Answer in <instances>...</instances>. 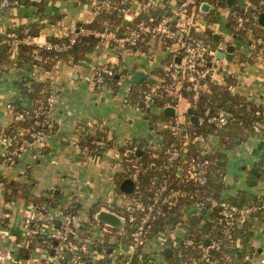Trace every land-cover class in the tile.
<instances>
[{"label": "crops", "instance_id": "crops-1", "mask_svg": "<svg viewBox=\"0 0 264 264\" xmlns=\"http://www.w3.org/2000/svg\"><path fill=\"white\" fill-rule=\"evenodd\" d=\"M32 1L17 2L0 9V35H16L18 31L24 32L30 25L36 24L38 33L33 35L32 43L43 45L48 36L61 37L76 31L79 23L91 21L98 13L91 9L89 0ZM124 2L128 11L136 15L141 1ZM253 7L251 0H233L232 4L211 6L208 11H202L204 26L193 31L203 41L209 40L207 31H210L214 42L209 43L217 44L224 52L223 57L216 55L214 61L218 68L210 80L223 84L225 76H230V91L245 95L263 107L262 118L255 123L253 132L236 148L224 150L227 159L221 197L232 195L241 201L247 199L252 191L246 190L243 183L240 184L234 176L226 175V172L231 163L234 164L229 169L231 172L238 165L246 173V177L241 178L250 184V180L255 179L250 169H257L255 163L264 151V26L258 23L263 27L262 31L253 33L247 29L240 34L236 33L240 28L235 26L233 30L229 21L233 20L230 15H236L234 21L242 16L235 14L236 8L243 13ZM107 21L105 19L104 23L107 24ZM114 27L117 28V25ZM228 44L233 45L231 59L225 57ZM173 48L159 37L149 36L142 44L127 51H118L108 40L102 39L78 61H58L50 69L41 64L30 65L29 59L18 64V47H12L11 55L0 59V130L17 118L12 104L25 107L30 103L29 96L22 90L23 80L29 79L26 84L30 80L45 82L46 89L52 94L49 129L45 131L42 142L21 150L9 160L4 156L7 145L0 135V264H41L49 254L48 249L42 246L28 250L17 244L27 232L28 222L41 201L48 202L54 226L60 223V208H64L71 198L85 221L91 218L89 209L95 204H100V207L93 211L94 215L92 212L93 217L100 208L121 210L130 201L131 196L119 188L120 181L126 177L121 161L125 144L134 138L146 142L159 139L150 123V132L144 136L141 131L143 118L147 122L148 116L145 117L146 112L126 99L129 88L135 82L131 75L136 70L144 71L145 75L139 82L156 77L159 75L156 70L163 69ZM33 57L38 59L37 54ZM103 62H110L114 67L118 78L115 87L107 82L101 87L92 86L89 75L96 65ZM202 88L206 89V84H202ZM193 104L186 97L178 106V112L186 121L188 107H192L195 115ZM96 118H100L106 126L111 145L90 150L82 144L85 143L84 135L97 127ZM214 137L212 133L205 136L211 145L217 143ZM10 183L14 189L8 187ZM255 184L259 186L253 194L264 195V178L256 180ZM51 229L52 225L48 227L49 231ZM249 229L251 234L245 239L248 243L237 251V258L234 257L232 264H264V220L259 217L252 219ZM174 232V240L179 241L183 233ZM80 233L84 234L79 230ZM147 244L152 245V241ZM117 253L132 255L124 242L120 243ZM86 263L107 264L105 256L94 253L89 254Z\"/></svg>", "mask_w": 264, "mask_h": 264}, {"label": "built area", "instance_id": "built-area-1", "mask_svg": "<svg viewBox=\"0 0 264 264\" xmlns=\"http://www.w3.org/2000/svg\"><path fill=\"white\" fill-rule=\"evenodd\" d=\"M125 1V0H124ZM140 6L136 15L128 11L126 5L119 1L113 0H89V5L94 11H109L116 9L117 13L122 17L133 22L137 18L140 10H147L149 7L159 5L166 7V10L157 19L152 16L148 18H140L128 25L124 30L117 31V28L106 27L103 30L90 29L84 26L77 27L76 31H72L68 35L67 41L61 43H53L46 41L43 45L47 49L62 51L76 41L79 34L93 33L99 37V40L106 39L114 48L121 50H131L141 41H145L149 36L159 37L166 45L173 46L169 59L165 62L162 73L153 78L152 81H146L141 95V103H135V107L143 112L150 114L152 105H157L162 109L166 106H171L174 109L172 115H166L164 118L157 119L155 124L161 128L166 127L173 135H179L181 138L178 144L170 143L166 148L167 163L166 168L172 167L175 157L180 154L184 156L186 152V144L189 141H194L196 135L190 129L189 120L182 118L178 112V106L181 100L185 99L184 88L192 91L191 101L194 103L197 99L199 91L202 89L201 81L209 77L212 78L216 68V52L219 50L218 45L209 44L202 39L194 36L193 31L204 26L202 20V10L200 5L208 1L211 6H217L210 0H178L169 2L166 0H140ZM17 3L16 0H0V9H5ZM159 3V4H158ZM264 10L263 7H257V11L251 13L253 22H257L258 14ZM220 16L217 15V17ZM244 17L238 16L236 19V27H244ZM217 23V22H216ZM129 24V23H128ZM24 31L22 37L16 35H8L7 38H2L1 41H6L11 47H18L20 42L32 43L30 34ZM114 74V67L110 62H103L96 65L90 73V81L92 86L101 87L106 84ZM52 94H49L46 99V119L44 123H50L48 113L51 108ZM160 112V113H161ZM27 113V110H24ZM159 113V114H160ZM198 124H208L215 127H221L229 123L231 113L224 107H219L211 110L207 103H204L202 110L195 114ZM16 117H23V113H16ZM101 127V124H99ZM15 136L18 137V144L12 146L13 136L5 135L3 130H0V135L6 143L4 156L12 160L21 150L29 145H35L42 142L45 136V131L41 128L31 129L26 125H18L15 129ZM198 138V137H197ZM96 145L104 144V139H96ZM149 146L155 147L160 144L159 139L153 141L148 140ZM128 148L123 151L121 161L123 164V173L126 177H130L134 181V189L131 194L130 201L124 206L129 212L124 216V225L115 228L106 223L98 221L95 217L85 221L77 208L75 213L66 212L61 207L59 210L58 226H54L51 222V215L48 211V202L41 201L37 203L35 215L29 221L32 226L28 225L27 232L23 239L18 241L20 247H27L32 242L34 235L38 230L47 232L49 238L56 240V244H50L53 253L44 258L41 264H65L63 262L66 253L70 256L67 259L69 264H87V257L90 253L101 254L105 256L107 264H232L233 256L230 251H222L219 255L214 251H221V245L224 239H227V248L230 250H240L243 247L244 240L241 236H236V227H242L248 223L249 228L252 219H256L257 213H264V195H259L258 200L249 201L247 203H234L222 198H215L207 195L201 197L196 202L184 204L181 207V213L175 223H166L164 230H159L152 234L155 220L161 215H168L169 208L172 207L180 197H192V193L186 190L169 186L166 178L160 184V187L153 193L151 200L148 203H143L140 200L138 174L140 172V158L138 155H130ZM187 161V160H185ZM208 159H203L202 164H207ZM200 163L193 155L188 158L186 167H178L179 174H185L188 178H192L198 184H203L206 181L204 170L199 168ZM200 169V170H199ZM181 170V172H179ZM162 194V195H161ZM71 200L68 202L70 203ZM166 205V208L164 206ZM206 208L205 213H201L200 209ZM108 209V208H107ZM217 209V222L222 224V235H212L208 231H203L206 221L211 219L210 213ZM112 210V209H110ZM114 211V210H113ZM95 212H93L94 215ZM193 213L199 214V219L196 223V229L199 236L194 238L190 236L189 229L183 230V223L189 221V216ZM205 216V218H204ZM87 223L85 235L80 238L79 230L81 223ZM29 223V222H28ZM52 223V224H51ZM129 224L130 241L124 237L125 225ZM52 225L49 231L48 227ZM181 231L183 236L179 241L174 240V231ZM146 240H151L152 245H156L155 254L159 255V259L152 257L151 251L143 252V245ZM46 242L45 238L42 242ZM124 242L128 246L129 252L132 255L117 253L120 243ZM190 245H195L197 253L189 252L183 255L181 247L188 248ZM141 246L139 256L134 260V255L137 253V247ZM171 247V255L177 254L178 258L175 262L168 260V256L164 254L165 247ZM46 248V247H45ZM110 249L109 251L107 249Z\"/></svg>", "mask_w": 264, "mask_h": 264}, {"label": "trees", "instance_id": "trees-1", "mask_svg": "<svg viewBox=\"0 0 264 264\" xmlns=\"http://www.w3.org/2000/svg\"><path fill=\"white\" fill-rule=\"evenodd\" d=\"M19 3H31L32 0H16ZM119 1L125 5L124 0H113ZM178 1V0H176ZM214 3L218 2V5H226V0H210ZM254 3V7L249 9L248 11H241V9L236 8L235 14H241L244 17V27L240 28L236 33H245L247 29L253 31V33H257L262 31V26L258 24V22H253L251 13L257 11V7H263L264 9V0H251ZM166 10V7H161L159 5H154L149 7L146 11L140 10L137 18L133 20V22H129V24L125 25L122 23V16L119 15L116 9H111L109 11H99L95 17L89 21L84 23H79L77 27L84 26L90 29L95 30H103L106 27H113L117 25V31L124 30L128 25L134 23L140 18H148L149 16L157 19L161 14H163ZM229 21L230 26L233 30L236 29V21L234 18L236 15H230ZM105 19H107V24L104 23ZM234 23V24H233ZM233 24V25H232ZM31 36L36 35L38 33V26L36 24L30 25L29 29L26 31ZM206 32V31H205ZM24 34L23 31H18L16 36L22 37ZM209 40H205L207 43L214 42L212 39V34L210 31H207ZM194 36L195 33H194ZM8 35H0V59L6 58L11 55V46L6 41H1L2 38H7ZM197 37V36H196ZM68 35H64L61 37L57 36H48V41L53 43H61L63 41H67ZM212 39V40H211ZM99 41V37L95 36L93 33L87 34H79L76 38V41L71 44L69 47L62 51H56L54 49H47L42 46H38L35 43H23L20 42L18 44V59L16 62L20 64L23 60L29 59L30 65L41 64L45 68L50 69L53 65H55L58 61H67L71 59L72 61H78L86 52H90L94 49L97 42ZM141 41L139 44H142ZM211 44V43H209ZM38 56V59L33 57V55ZM32 56V57H31ZM116 70V69H115ZM157 73L161 74L162 69L156 70ZM29 80V79H28ZM27 79L21 82L23 93L28 95L30 98V103L28 106L22 107L20 105L12 104L13 110L15 113H23V117H17L15 122H12L9 126H7L3 132L5 135L15 136V129L18 125H26L31 129L41 128L44 131H47L49 128L48 124L44 120L46 119V112L44 105L46 104L47 96L49 95L48 89H46L45 82H37L34 80H30V85L26 84ZM118 78L114 74L107 79V83L110 86L115 87ZM147 80H143L139 83L133 82L131 87L128 90L126 99L127 101L135 104L141 103V95L142 90L144 88V84ZM231 81L230 76H225V82L223 84H219L215 81H211L209 77L204 78L201 83L206 84V89H201L197 96V99L194 102L193 111L195 114H198L202 110V106L204 103H207L211 110H215L219 107H224L231 113V119L228 124L223 125L221 127H215L213 125L208 124H198L197 121L189 120L190 113H187V120L190 122V129L193 131V135H196V139L194 141H189L186 144V152L184 156L180 154L178 157H175L174 164L172 167L166 168L167 163V152L166 148L170 143L174 142L175 144L179 143L180 136L173 135L169 129L166 127L159 128L155 122L157 119L164 118L166 115L164 113L160 114H150L148 115L149 123L152 125L155 132H157L159 136L160 144L158 146L152 147L149 144L141 139H132L131 141L125 144V147L128 148V152L130 155H138L140 158V172L138 174V184H139V193L140 200L143 203H148L151 200V196L153 193L160 187V184L163 182V179L167 176V181L169 186L178 188L180 190H186L189 193H192V197H180L176 203L169 208V213L166 216L161 215L155 220V225L153 226L152 234L156 233L159 230H164L166 228V223H175L178 220L179 214L181 213V207L184 204H189L192 202H196L201 197L210 195L215 198H222L221 192L224 189L223 179L225 175V162L227 159L226 153L224 150L234 149L236 148L242 140H244L250 133L254 130V125L257 121L262 118V110L263 107L260 104H256L254 101H251L246 98L245 95H242L237 92H232L228 88V83ZM29 85V86H28ZM184 94L186 97L191 99L192 91L187 87L184 88ZM46 106V105H45ZM24 110H27V113H24ZM97 124V127L94 130H90L89 133L84 135L85 143L82 144V147H86L90 150H98L102 147H107L111 145V139L107 137V132L105 131L106 126H104L103 121L100 118L94 119ZM93 123V121H92ZM52 124V123H51ZM50 124V125H51ZM101 124V127H99ZM208 133L215 134L217 138V143L215 145H211L205 136ZM104 139V144L96 145V139ZM18 137L15 136L13 139L12 146L18 144ZM136 149H140V153L136 152ZM190 155H193L195 159L200 163L199 168L203 169V174L206 176V181L203 184H198L194 179L188 178L185 174L178 173V167H186L188 164V158ZM203 159H208L209 162L207 164H202L201 161ZM187 160V161H185ZM222 160V162H221ZM257 170L259 171L258 176H254L256 180H260L264 178V151L260 156V161L255 163ZM200 170V169H199ZM8 187L14 189L12 183L8 184ZM162 195V194H161ZM49 198V197H48ZM222 199L232 201L234 203H247L249 201L258 200L259 196L251 193L249 197L243 201L239 200L237 196L227 195ZM100 204H95L89 209V216L93 219L92 212L97 210ZM78 207L75 206L74 201L68 203L63 210L66 212L75 213ZM165 209L166 205L164 206ZM116 210V209H114ZM118 213L127 216L129 212L126 208L121 210H116ZM217 209H214L210 213L209 220L206 221V224L203 227V231H208L212 235H222V224L221 222H217ZM257 218H262L264 220V213L260 212L256 214ZM93 217V218H92ZM191 223V222H190ZM29 226H32V223L29 221ZM87 228V223L80 224V232L79 237H83L85 235V230ZM124 237L127 241H130V228L129 224H126ZM234 235L241 236L244 240V245L246 246L248 241L245 240V236L250 233L249 224L246 223L242 227H236ZM190 236L197 238L200 234L196 229V224L191 223L189 227ZM22 236V235H21ZM21 238V237H20ZM46 240V242H42V239ZM23 239V236L22 238ZM50 244H53V239L49 238L47 232H43L38 230L32 239V242L28 244L27 249L32 250L36 246L48 247L49 251L51 250ZM228 242L227 239H224L223 244L221 245V251H214L215 254H220L222 251H230L232 252L233 259L236 257V250H230L227 248ZM138 251L134 255V260H136L139 256V252L141 246L137 247ZM181 252L183 255L192 252L194 254L197 253V249L195 245H190L187 249L181 247ZM69 257H65L63 262L67 263V259ZM178 258L177 254L170 255L168 259L171 262H175ZM238 258H241L238 257ZM240 264H245L241 262Z\"/></svg>", "mask_w": 264, "mask_h": 264}, {"label": "water", "instance_id": "water-1", "mask_svg": "<svg viewBox=\"0 0 264 264\" xmlns=\"http://www.w3.org/2000/svg\"><path fill=\"white\" fill-rule=\"evenodd\" d=\"M233 0H226V3L228 4H232ZM218 4V2H217ZM211 7V3L208 2V1H205L203 2L201 5H200V9L202 11H208ZM257 22L264 26V10H262L259 14H258V17H257ZM122 23L127 25L128 24V20L126 18H123L122 19ZM232 49H233V45L232 44H228L226 50H227V53H225V57L227 59H231V53H232ZM216 55L218 57H223L224 55V52L219 50L216 52ZM145 73L144 71L142 70H136L133 72V74L131 75V79L135 82H139L143 77H144ZM153 78L152 77H149L148 78V81H152ZM187 112L190 113V119L191 121H195L196 119V116L192 113V107H188L187 108ZM162 113H164L165 115H172L174 113V109L173 107L171 106H166L162 109ZM144 116L147 117L148 116V113H144ZM136 152L137 153H140V149H136ZM260 161V160H259ZM179 172H181V170H179ZM250 172L254 175V176H258L259 175V171L255 168V167H252L250 169ZM256 183V180L255 179H251L250 180V184H255ZM119 188L120 190H122L124 193H127V194H131L133 192V189H134V181L130 178V177H125L123 178L120 183H119ZM200 212L201 213H205L206 212V208L205 207H202L200 209ZM95 218L100 221V222H103V223H106L110 226H113L115 228H119V227H122L124 225V217L118 213H116L115 211L113 210H110V209H107V208H100L96 214H95ZM199 219V214H196V213H193L189 216V221L191 223H196ZM17 231V229H15V232ZM248 236L245 237V239L247 238ZM53 244H56V240H53ZM108 251L110 250L109 248L107 249ZM240 252V251H239ZM50 253L52 254L53 253V249L50 250ZM172 253V248L171 247H165L164 248V254L167 255V256H170ZM70 256V253L67 252L66 253V257H69Z\"/></svg>", "mask_w": 264, "mask_h": 264}, {"label": "rangeland", "instance_id": "rangeland-1", "mask_svg": "<svg viewBox=\"0 0 264 264\" xmlns=\"http://www.w3.org/2000/svg\"><path fill=\"white\" fill-rule=\"evenodd\" d=\"M219 20H222V18H219ZM110 28H112V27H110ZM113 28H114V26H113ZM140 111H142L141 109H139ZM152 114H159L160 112H161V107L160 106H157V105H152V107H151V111H150ZM148 120V119H147ZM148 125H149V120L146 122V120H145V118H143V127H142V132L145 134L144 136H148V134H149V132H150V130H149V128H148ZM214 142H216V138L214 137ZM31 146H33V145H29V146H27L26 148H28V147H31ZM234 166V164H230V166H229V168H228V172H226V175H228V176H234L237 180H238V182L240 183V184H242L243 183V185H244V187L246 188V190H248L249 192H251L252 191V193H255L254 191H255V189H257L258 188V184H253V185H250L248 182H247V180L246 179H242L241 178V176L242 177H246V173H244L241 169H239V167H238V165H236L235 166V171H233V172H231L229 169L231 168V167H233ZM239 176V177H238ZM248 178V177H247ZM248 195H249V193H247ZM130 196V195H129ZM190 221H188V222H186V223H183V226H184V228H186V229H189V227H190ZM147 243H149V240H146V243L144 244V249H143V252H145L146 250H147V248H149V250L151 251V254H152V257L154 258V259H159V255H157V254H155V251H156V245H149V244H147ZM35 254L36 255H39L40 253L39 252H35ZM168 259V258H167ZM169 260V259H168Z\"/></svg>", "mask_w": 264, "mask_h": 264}]
</instances>
